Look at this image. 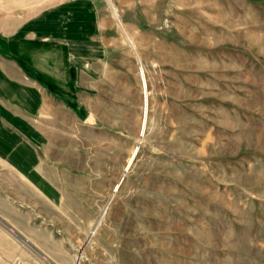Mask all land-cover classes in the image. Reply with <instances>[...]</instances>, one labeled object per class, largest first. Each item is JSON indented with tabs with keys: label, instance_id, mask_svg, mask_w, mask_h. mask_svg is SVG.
<instances>
[{
	"label": "rangeland",
	"instance_id": "1",
	"mask_svg": "<svg viewBox=\"0 0 264 264\" xmlns=\"http://www.w3.org/2000/svg\"><path fill=\"white\" fill-rule=\"evenodd\" d=\"M52 1L0 0V28L9 26V16L21 21ZM166 13L163 26L171 23ZM44 46L53 57L61 50L44 44L39 51ZM18 51L28 55L26 48ZM131 53L113 72L142 73L153 101L155 87L148 81L146 88L143 66ZM57 65L59 74H52L58 77L49 83L58 95L50 100L64 106L61 132L72 135L75 114L65 108L72 103L70 73ZM121 83L113 81L114 88ZM210 102L194 97L192 109L164 110L154 99L147 112L146 94L143 113L130 102L127 112L113 106L99 114L96 125H112V143L94 146L89 165L95 180L82 194L62 192L55 158L32 182L19 162L0 161V264H264V143L257 141L259 130L221 127ZM32 118L21 134L40 152L49 131V151L56 150L50 133L57 122L41 139V117ZM49 119L58 120L52 107ZM250 168L254 176H245ZM108 191L113 196L103 208ZM83 194L90 207L78 208Z\"/></svg>",
	"mask_w": 264,
	"mask_h": 264
},
{
	"label": "crops",
	"instance_id": "2",
	"mask_svg": "<svg viewBox=\"0 0 264 264\" xmlns=\"http://www.w3.org/2000/svg\"><path fill=\"white\" fill-rule=\"evenodd\" d=\"M166 11L171 23L163 26ZM16 17L9 16V26L0 28L8 35H0V161L19 162L31 182L44 177L46 162L55 158L62 192L85 193L95 180L89 162L96 145L111 144L113 138L111 124L96 125L99 114L113 112V106L127 112L130 102L143 113L146 94L147 112L154 99L168 110L192 109L194 97L212 98L209 105L219 114L212 118L221 127L259 130L257 141L264 143V0H53L26 19ZM42 44L61 50L53 57L44 46L45 56L36 57ZM23 48L28 55L18 51ZM131 52L143 66L146 88L148 81L155 87L153 101L141 84L142 73L113 72ZM58 62L61 72L71 74L72 103L65 108L75 114L78 131L72 135L61 132L64 106L50 100L58 95L49 83L52 70L59 74ZM115 80L123 83L114 88ZM50 107L57 121L49 119ZM34 114L41 117L36 126L41 139L45 127L57 122L50 133L56 150L49 151V131L40 152L21 134ZM149 120L148 113L147 127ZM252 170L245 176H254ZM107 193L103 208L113 196ZM86 202L78 208L90 207Z\"/></svg>",
	"mask_w": 264,
	"mask_h": 264
},
{
	"label": "water",
	"instance_id": "3",
	"mask_svg": "<svg viewBox=\"0 0 264 264\" xmlns=\"http://www.w3.org/2000/svg\"><path fill=\"white\" fill-rule=\"evenodd\" d=\"M18 236V235H17ZM19 237V236H18Z\"/></svg>",
	"mask_w": 264,
	"mask_h": 264
},
{
	"label": "bare ground",
	"instance_id": "4",
	"mask_svg": "<svg viewBox=\"0 0 264 264\" xmlns=\"http://www.w3.org/2000/svg\"><path fill=\"white\" fill-rule=\"evenodd\" d=\"M100 219V218H99Z\"/></svg>",
	"mask_w": 264,
	"mask_h": 264
}]
</instances>
